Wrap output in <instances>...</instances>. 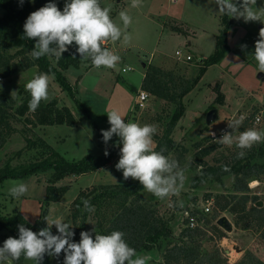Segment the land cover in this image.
<instances>
[{"label":"rangeland","instance_id":"rangeland-1","mask_svg":"<svg viewBox=\"0 0 264 264\" xmlns=\"http://www.w3.org/2000/svg\"><path fill=\"white\" fill-rule=\"evenodd\" d=\"M49 2L56 3L58 8L63 11L66 0H47L43 6ZM131 2L132 0H123L119 3L118 0H100L101 6L111 9L110 15L114 22L130 37L127 42L123 40V37L117 42L110 40L105 42L109 45L110 50L119 55L118 64L114 68H94L91 60L88 59L84 62L85 65L82 63L79 68L69 67L63 72L67 82L76 92L75 98L87 109L95 124L85 116L83 108L76 103L71 94L63 89L57 77L50 75L49 98L43 103L47 104L57 100L59 107H69L77 119V125L60 124L46 128L27 123L26 118H33L38 109L35 112L29 111L26 117L13 118L12 126L15 131L8 138L7 144L0 148V171L7 166L17 168L41 161L39 153L42 150L29 149L27 139L32 141H37L38 138L44 139L57 154L69 162H78L86 156L103 157L106 152L110 154L113 147L118 148L117 156L108 166L96 172L81 176H68L57 182L56 186L66 187L67 192L59 201L52 202L49 207H46L45 202L51 173L5 180L0 190L2 215L10 216L17 212L34 224L46 210L47 217L61 218L64 223L71 226L69 231L74 232L72 208L78 198L93 192V190H96L97 193L98 189L104 185L139 184L138 180L132 178L125 180L123 172L116 168L122 147L120 138L113 135L106 144L103 140L102 130L111 128L107 113L118 110L126 122L154 125L157 131L153 136L152 147L156 148L158 141L166 134L169 125L176 116L179 104L161 100L151 94L144 109L140 110L136 103L140 90L143 91L142 83L149 67L160 66L167 72H172L194 83L192 91L181 99L184 115L170 135L179 148V150L171 151L170 156L178 162L180 169L183 170L185 180L183 187L179 188L177 193L164 199H158L143 189L140 192L143 202L149 205L151 210H155L159 218L169 223L172 230L171 240L180 238L186 227L185 212L191 208H199L201 218L211 221L212 225L217 223L218 219L215 220L216 218L227 216L236 226L235 216L231 213L221 212L215 200L219 195L228 197L230 200V196L234 192L235 178L225 176L222 178V182H219L211 177L208 181L200 182L198 176L203 175L204 169L198 166V149L195 146L205 138H210L212 143H217L225 132L232 133L235 137L241 131L250 128L263 131L264 112L253 104V97L248 92L259 96L258 98H261V102L264 103V81L258 79L259 74H264V72H259L258 64L254 59L255 44L259 39L260 29L264 28V21H245L243 17L237 18L221 13L216 0H177V3H173L171 0H142L141 6L136 8L131 7ZM233 2L239 4L242 3V0H233ZM255 7L257 9L264 8V0H257ZM121 11H127L132 17V23L126 30L123 29V23L119 19ZM0 14H2L1 11ZM225 16H229L230 20L233 19L227 27L223 24ZM261 19H264V16ZM226 20L228 21V19ZM171 30L176 33L172 34ZM224 30H227L229 51L219 64L208 67L206 70L200 60L202 56H205L204 60H208L216 53L218 39ZM17 50L13 49L12 53ZM177 51L182 52L180 58L176 56ZM188 55L193 57L192 61H183ZM50 59L56 64L54 56H50ZM234 64L236 68L233 67ZM37 73L38 69L33 67L16 73L11 79H0V93H5L15 101L13 104L15 108L11 113H14L25 99L28 101L31 99L30 93L25 90V85ZM144 75L145 77H143ZM235 79L239 81L244 91ZM200 102H202V106L199 105ZM238 102L240 103L237 106ZM195 105H199L200 109L194 117L192 107ZM42 106L43 104L39 105V107ZM220 107L222 110L220 120L208 125V113ZM261 111L263 113L260 115ZM185 112L187 116H185ZM257 116L262 117V122L259 124L254 121ZM236 120H240L241 123L235 131L229 127V123ZM212 133L216 135V138L212 137ZM263 143H257L253 147ZM245 150L248 149L237 147L234 138L232 145L222 144L217 152L205 160L213 166L217 164L216 160H223L226 156ZM19 152L21 155H18ZM256 162L263 164L264 159L253 161V163ZM12 181H21L27 184L28 192L19 198L9 195L8 189ZM196 184L198 186H195ZM248 186L253 194H260L258 202L264 204V175L258 181V185L252 181ZM208 195H211L213 200L207 201ZM221 201L225 202L224 199ZM258 202L255 203V206L263 208L264 205L257 206ZM206 207L211 209L210 213L204 211ZM115 215V202L104 200L100 208L94 207V211L86 223L85 231L91 232L94 238L99 223L105 221L106 224ZM104 216L106 219H103ZM200 225L202 224L200 223ZM237 229L240 230L241 226ZM52 230L54 235L59 234L55 226L52 227ZM206 230L209 231H207L208 235L203 238V251H218L223 258L228 260V264H237L246 253H252L263 261L264 226H258L254 230L241 229L240 236L248 239H242V241L248 242V244L247 246L242 244L241 247L245 252L242 251L243 254L240 256L236 251L238 248L229 250V247L225 245L223 247L219 244V237L210 229L206 228ZM233 232H225V237L231 240ZM6 236V238L13 237L10 234ZM254 245L256 253L250 250ZM227 250L230 251L229 255ZM242 252L240 251V253ZM140 254L150 257L148 264H160L164 260L163 251L157 248ZM0 264H7V262H0ZM12 264H14L13 261ZM22 264H34V262L24 258ZM51 264H64V257L53 256Z\"/></svg>","mask_w":264,"mask_h":264},{"label":"trees","instance_id":"trees-1","mask_svg":"<svg viewBox=\"0 0 264 264\" xmlns=\"http://www.w3.org/2000/svg\"><path fill=\"white\" fill-rule=\"evenodd\" d=\"M46 1L23 0V3H21V0H0V11L2 12L0 14V78L11 79L16 73L33 67L38 69V73H48L49 76L55 75L63 89L71 94L76 103L83 108L85 116L94 123L87 109L75 98L76 92L63 75V72L69 67L79 68L83 63L82 57L76 51L77 46L75 44L69 46L68 51L63 53L62 58L56 59V64L53 63L50 56L34 59L31 55L36 41L25 37L24 24L28 16L43 7ZM230 19L229 16L223 18L225 27L233 20ZM217 45L216 53L208 60L202 61L206 70L208 67L219 64L229 51L227 30L223 31ZM13 49L18 50L12 53ZM142 88L161 100L179 104L176 116H174L166 134L158 141L155 148L156 151H163L165 156L173 160L170 156L171 151L179 150V148L170 138V135L180 118L184 115L181 99L192 91L194 83L191 80L184 79V77L174 75L172 72L164 71L156 66H150ZM14 102L5 93H0V148L7 144L8 138L15 131L12 126V119L26 117L30 111L28 107L29 101L25 99L24 103L14 113H11L12 109L15 108ZM40 104H43V106L37 108L35 116L26 118L27 123L45 127L60 124L77 125V119L72 110L67 106L59 107L57 100L47 104L42 101ZM211 141L212 139L205 138L195 146L198 149V166L204 169L203 175L201 177L198 176V179H200V182H205L212 177L222 182L223 177L233 176L235 184L230 200L228 197L216 196L215 200L220 211L233 214L236 218V226H241L245 230L255 229L261 225L264 226V208L255 206L259 198L257 196L251 198L247 194L250 190L249 183L259 181L264 175V163H253L254 160L264 159V143L243 151L245 154L242 158H238V154L241 152L239 151L231 154V156L224 157L223 160H216L217 164L211 166L205 159L212 156L222 147V143H212ZM27 142L29 149L42 150L39 153L41 161L17 168L7 166L2 169L0 171V190L5 180L23 179L32 175L51 173L48 181L46 207H49L52 202L59 201L67 192L66 187H57V182L68 176H81L96 172L108 166L118 154V148L113 147L110 150V154L103 157L86 156L78 162H69L57 154L51 145L42 138H38L37 141L27 139ZM184 151L186 150L184 149ZM18 155H21V152ZM195 186L198 185L196 184ZM143 189L140 182L139 184L104 185L98 189L93 197L86 199V193L78 198L72 208V219L75 224L74 242L80 241V234L85 231L86 223L91 213H93V211L87 212L84 210V201L88 200L91 206L100 208L104 200H112L116 205V215L107 222L108 224H105V221L100 222L98 233L110 234L114 230L123 232L125 234L124 239L129 246L136 249L139 254L157 248L163 251L164 260L160 264H228V260L223 258L218 251H203V238L208 235L207 231H209L206 228L213 231L220 240L225 237V232L222 229L215 224L212 225L211 221L206 220L204 226L195 229L185 227L179 239L171 240L172 230L169 223L159 218L156 211L151 210L149 205L143 202L140 195ZM1 196L0 192V199ZM222 199H224V203H222ZM206 200L211 201L213 198L208 195ZM249 203L252 204L250 208H248ZM45 217H47L46 210L32 224L20 213L16 212L10 216H4L0 209V246H3L8 234L14 238H19L18 225L23 224L37 233L41 229L48 227ZM103 219H106V216ZM217 219L219 218L215 220ZM51 231L54 234L52 229ZM60 256L64 257V253L62 252ZM52 257L45 254L41 264H51ZM23 259L24 257L21 256L19 260H13V263L22 264ZM237 264H264V262L252 253H246L244 258Z\"/></svg>","mask_w":264,"mask_h":264},{"label":"clouds","instance_id":"clouds-1","mask_svg":"<svg viewBox=\"0 0 264 264\" xmlns=\"http://www.w3.org/2000/svg\"><path fill=\"white\" fill-rule=\"evenodd\" d=\"M221 13L232 17H243L245 21H264V8L255 7L257 0H242L234 3L233 0H216ZM23 3V0H21ZM142 0H132L131 7H140ZM109 7H102L100 0H66L63 11L57 4L49 2L45 6L32 12L24 24L25 37L36 41L31 55L34 59L44 56L62 58L69 46L75 44L76 51L82 60H91L96 68H114L120 61L119 55L105 47V42H125L130 37L122 31L110 15ZM123 29L132 23V17L127 11L119 13ZM254 59L258 64L259 72H264V28L260 29L259 39L255 44ZM50 76L48 73H37L30 79L25 90L30 93L29 110L35 111L42 101L49 98ZM111 125L109 130H102L104 142L107 144L116 135L120 138V159L116 164L117 170L123 172L125 180H138L143 188L158 199H164L178 192L183 187L185 176L177 161L156 151L153 145V136L157 129L154 125L138 122H126L118 110L107 113ZM242 119V118H241ZM241 121L229 123V127L236 129ZM235 138L240 149H251L253 145L264 142V131L250 128L241 131L238 136L225 132L218 140L225 145H232ZM108 154L107 152L105 153ZM241 151L238 158L244 156ZM227 170V169H226ZM9 195L19 198L28 192V186L21 181H12L8 189ZM84 210L94 211L88 200L84 201ZM48 227L38 233L18 225L19 238H7L0 247V262L12 264L23 256L34 264H41L45 254L59 257L64 253V264H148L150 257L139 254L129 246L124 239L125 234L114 230L110 234H100L95 230V237L88 231L81 232L79 242H74V232L69 231L71 226L61 218H44ZM55 226L58 233L51 231Z\"/></svg>","mask_w":264,"mask_h":264},{"label":"crops","instance_id":"crops-1","mask_svg":"<svg viewBox=\"0 0 264 264\" xmlns=\"http://www.w3.org/2000/svg\"><path fill=\"white\" fill-rule=\"evenodd\" d=\"M123 0H118V3L119 2H122ZM173 3H177V0H171ZM172 31V30H171ZM199 32V31H198ZM173 33H176V32H173L172 31V34ZM199 34V33H198ZM218 35V34H217ZM217 37V36H216ZM217 43V42H216ZM216 47V46H215ZM113 51V50H112ZM114 52V51H113ZM203 55H205V54H203ZM188 56H191V55H188ZM204 58H205V56H202V58H201V60H200V62H202L203 60H204ZM83 61V63L86 61V60H82ZM183 61H185V62H189V61H187V58H186V60H183ZM118 64V63H117ZM202 64V63H201ZM83 65H85V63L83 64ZM156 67H158V68H160V69H162V70H164V71H166L164 68H162V67H160V66H156ZM234 68H236V65L234 64V66H233ZM94 68H96V67H94ZM238 70L236 69V72H237ZM238 73V72H237ZM174 74V73H173ZM175 75V74H174ZM143 77H145V75L143 76ZM144 79V78H143ZM236 80V79H235ZM260 80V79H259ZM261 81V80H260ZM236 83L243 89V87L239 84V81L238 80H236ZM143 84V83H142ZM140 91H142V90H140ZM144 91V90H143ZM243 91H244V89H243ZM149 93V92H148ZM250 95H251V97H253L252 99H253V104L254 105H256V107L258 108V109H262L263 110V112H264V103L263 102H261V98L259 99L258 97L259 96H256L255 94H251L250 93V91L248 92ZM150 94V93H149ZM248 95V94H247ZM249 96V95H248ZM59 103V102H58ZM239 103L240 102H238V104H237V106L239 105ZM206 104V103H205ZM200 106H202L203 104H202V102H200V104H199ZM199 105H195V106H193L192 107V109H193V111H194V117H195V113L198 111V109H200V106ZM218 110V112H219V120H220V114H221V112H222V110H221V107L220 108H218L217 109ZM187 112V111H186ZM186 112H185V116H187L186 115ZM262 111L260 112V115L263 113ZM243 117V116H242ZM246 119V118H245ZM47 128V127H46ZM263 131H264V129H263ZM254 182H257L258 183V181H254ZM252 188V187H251ZM250 189V188H249ZM251 198H253V197H255V196H257V198H258V195H260V194H253L252 193V191H251V189L249 190V192L247 193ZM259 201H260V199H259ZM251 203H249V205H248V208H250L251 207ZM264 208V207H263ZM227 213H229V212H227ZM233 215V214H232ZM234 216V215H233ZM220 219V218H219ZM218 219V220H219ZM228 219H229V217H228ZM217 220V221H218ZM230 220V219H229ZM231 221V220H230ZM217 224V223H216ZM215 224V225H216ZM216 226H218V225H216ZM233 226H234V229H233V234H232V239L231 240H229V239H227L226 237L225 238H223L222 240H220V242H219V244H221L223 247H225V246H227V247H229L230 249L229 250H231V249H234V250H236V248H238L236 251H237V253H239V256L241 255V254H243V252H245V250L243 251V249H242V244H246L245 246H247V244H248V242L247 243H245L244 241H242V239H244V240H248L246 237H244V236H240V234H239V232L240 231H242L241 229H243L242 227H241V229L239 230V229H237V227L233 224ZM219 227V226H218ZM220 228V227H219ZM221 229V228H220ZM236 229V230H235ZM223 230V229H222ZM243 230H245V229H243ZM248 230H250V229H248ZM252 230V229H251ZM254 230V229H253ZM224 231V230H223ZM226 232V231H225ZM237 238V239H236ZM218 244V243H217ZM233 244V245H232ZM225 245V246H224ZM241 247V248H240ZM256 249V246L254 245L253 247H251L250 248V250L251 251H254L255 253L257 252V250H255ZM229 250H227V254H228V252H229ZM240 251L242 252V253H240ZM263 254H264V252H263ZM229 255V254H228ZM238 256V257H239ZM237 258V257H236ZM263 261H264V259H263Z\"/></svg>","mask_w":264,"mask_h":264},{"label":"built area","instance_id":"built-area-1","mask_svg":"<svg viewBox=\"0 0 264 264\" xmlns=\"http://www.w3.org/2000/svg\"><path fill=\"white\" fill-rule=\"evenodd\" d=\"M104 46L110 49V47L107 43H105ZM176 56L178 58H180L182 56V52L177 51ZM192 59H193L192 56H187V61H192ZM127 70H130V69H127ZM149 99H150V94L147 91H140L139 95L137 96L136 105L139 107L140 110H142L146 107V104L148 103ZM254 121L256 124H259L262 122V117L257 116ZM212 137L216 138V135L214 133H212ZM204 211L206 213H210L211 209L209 207H206ZM185 218H186L185 219L186 227H189L191 229H195L197 227L204 226V224H205V220L203 218H201V211L199 210V208L198 209L191 208L188 211H186L185 212ZM200 223L202 225H200Z\"/></svg>","mask_w":264,"mask_h":264},{"label":"water","instance_id":"water-1","mask_svg":"<svg viewBox=\"0 0 264 264\" xmlns=\"http://www.w3.org/2000/svg\"><path fill=\"white\" fill-rule=\"evenodd\" d=\"M258 79L263 80L264 81V74H259ZM219 120V112L218 110H212L208 113L207 115V124L211 125L213 122H217ZM129 182V180H128ZM96 193V190H93V192L87 194L86 199L90 198L92 195H94ZM263 202H258L257 206H263ZM217 225L223 229L226 232H232L234 229L233 223L228 219L227 216H223L221 217L218 221H217Z\"/></svg>","mask_w":264,"mask_h":264},{"label":"bare ground","instance_id":"bare-ground-1","mask_svg":"<svg viewBox=\"0 0 264 264\" xmlns=\"http://www.w3.org/2000/svg\"><path fill=\"white\" fill-rule=\"evenodd\" d=\"M255 183V185H258V183L257 182H254ZM257 183V184H256ZM234 251V250H233ZM228 254H230V251L228 252Z\"/></svg>","mask_w":264,"mask_h":264}]
</instances>
